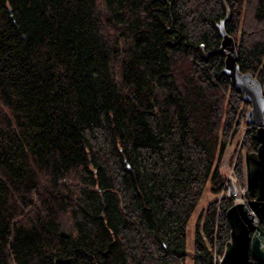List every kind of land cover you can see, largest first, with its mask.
<instances>
[{"label":"trees","instance_id":"obj_1","mask_svg":"<svg viewBox=\"0 0 264 264\" xmlns=\"http://www.w3.org/2000/svg\"><path fill=\"white\" fill-rule=\"evenodd\" d=\"M225 1L239 66L264 92V0ZM225 11L0 0V264H218L233 202L218 196L223 157L249 105L220 71ZM240 140L257 146L253 125ZM246 264L264 262L249 252Z\"/></svg>","mask_w":264,"mask_h":264},{"label":"water","instance_id":"obj_2","mask_svg":"<svg viewBox=\"0 0 264 264\" xmlns=\"http://www.w3.org/2000/svg\"><path fill=\"white\" fill-rule=\"evenodd\" d=\"M223 3L225 15L216 22L220 33L217 49L224 53L220 71L229 76L249 102L244 119L254 126L258 143L255 148L243 149L244 194L247 198L234 201L226 208L229 237L224 242L218 264H246L249 252L255 260L264 262V229L259 224L264 220V92L259 78L239 66L235 38L225 29L229 7L225 0ZM200 45L203 49L202 42Z\"/></svg>","mask_w":264,"mask_h":264},{"label":"rangeland","instance_id":"obj_3","mask_svg":"<svg viewBox=\"0 0 264 264\" xmlns=\"http://www.w3.org/2000/svg\"><path fill=\"white\" fill-rule=\"evenodd\" d=\"M247 126H248V123L245 122L244 113H243V122H241V126H240L239 130L237 131V133L235 134V136L232 138L231 144L227 148L228 150L226 151V153H225V155L223 157V163H222V165H223V168H224V170L226 172H228L229 166L233 162V161L230 162L229 155H228V153L231 151V149H234L233 150L234 154H236L238 152H241V154L243 155V149H244V147L240 143H238V142L236 143V140L238 139V141H239L242 138V134H243V132H244V130H245V128ZM243 184H244V182H243ZM212 197H213V194H211L209 192V183L207 182V184L205 185V187L203 189L202 197H201L199 203L197 204V207L195 208V210H194V212H193V214L191 216L190 222L188 224V227H187V246H188L189 249L192 248V238H193V231H194V222H195L198 214L200 213V210L202 209V207L205 206L206 203L208 202V200L212 199ZM185 264H192L191 253L187 256L186 263Z\"/></svg>","mask_w":264,"mask_h":264},{"label":"built area","instance_id":"obj_4","mask_svg":"<svg viewBox=\"0 0 264 264\" xmlns=\"http://www.w3.org/2000/svg\"><path fill=\"white\" fill-rule=\"evenodd\" d=\"M222 192L232 196L233 202L246 200V195L244 194V184L239 183L238 178L235 175L234 170H233V162L229 166L226 180L218 196H220ZM216 258L219 259L220 254L216 255Z\"/></svg>","mask_w":264,"mask_h":264}]
</instances>
